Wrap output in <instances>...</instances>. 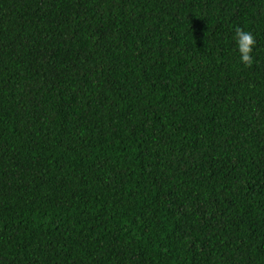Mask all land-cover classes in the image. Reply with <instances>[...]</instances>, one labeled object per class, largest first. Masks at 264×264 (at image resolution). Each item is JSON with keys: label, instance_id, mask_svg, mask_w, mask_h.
<instances>
[{"label": "trees", "instance_id": "trees-1", "mask_svg": "<svg viewBox=\"0 0 264 264\" xmlns=\"http://www.w3.org/2000/svg\"><path fill=\"white\" fill-rule=\"evenodd\" d=\"M0 264H264V0H0Z\"/></svg>", "mask_w": 264, "mask_h": 264}, {"label": "clouds", "instance_id": "clouds-1", "mask_svg": "<svg viewBox=\"0 0 264 264\" xmlns=\"http://www.w3.org/2000/svg\"><path fill=\"white\" fill-rule=\"evenodd\" d=\"M235 39L238 45V51L240 53L241 62L247 66H251L253 63V48L256 44V38L251 31H246L242 27H236Z\"/></svg>", "mask_w": 264, "mask_h": 264}]
</instances>
